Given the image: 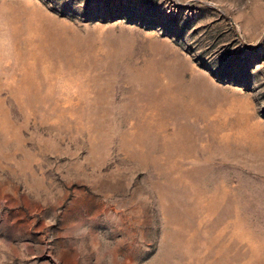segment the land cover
<instances>
[{
    "label": "rangeland",
    "instance_id": "374dc122",
    "mask_svg": "<svg viewBox=\"0 0 264 264\" xmlns=\"http://www.w3.org/2000/svg\"><path fill=\"white\" fill-rule=\"evenodd\" d=\"M0 264H264V0H0Z\"/></svg>",
    "mask_w": 264,
    "mask_h": 264
}]
</instances>
